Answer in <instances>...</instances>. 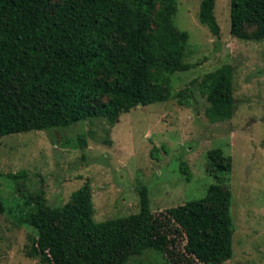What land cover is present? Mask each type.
<instances>
[{"label":"trees","instance_id":"16d2710c","mask_svg":"<svg viewBox=\"0 0 264 264\" xmlns=\"http://www.w3.org/2000/svg\"><path fill=\"white\" fill-rule=\"evenodd\" d=\"M215 8L216 0H201L199 22L219 36ZM176 10V0H0V139L88 119L114 126L140 105L166 102L169 77L193 68L184 62L190 35L176 26ZM230 10L231 35L264 39V0H230ZM234 91L230 70L222 71L208 90L210 120L232 118ZM180 101L188 105L186 93ZM232 169V156L212 149L206 170L217 183L205 197L156 215L140 182V211L100 222L89 181L52 207L43 187L27 188V170L0 173V212L4 182L29 208L24 221L36 236L26 254L38 264H128L149 249L174 264H225L234 257L235 226L232 192L221 183ZM179 170L190 182L188 163Z\"/></svg>","mask_w":264,"mask_h":264},{"label":"rangeland","instance_id":"374dc122","mask_svg":"<svg viewBox=\"0 0 264 264\" xmlns=\"http://www.w3.org/2000/svg\"><path fill=\"white\" fill-rule=\"evenodd\" d=\"M176 1L174 22L190 35L184 62L193 68L169 77L166 102L138 106L114 126L105 119H88L66 129L1 138L0 173L27 170V188L43 187L52 207L66 204L89 181L94 219L100 222L138 213L135 189L140 182L150 190L156 215L205 197L217 183L207 173V153L222 148L233 158L232 172L221 184L232 192L235 226L234 257L225 264H264V39L231 35L230 0H216L219 36L200 24L201 0ZM227 69L235 111L231 119L216 122L207 114L208 90ZM182 92L187 106L180 101ZM154 147L160 149L159 159L152 157ZM181 161L188 163L190 182L180 173ZM1 186L0 264H38L39 259L26 254L36 233L24 221L29 211L25 199L4 182ZM181 249L180 244L176 252ZM128 264L174 263L149 249L130 257Z\"/></svg>","mask_w":264,"mask_h":264},{"label":"water","instance_id":"95a60500","mask_svg":"<svg viewBox=\"0 0 264 264\" xmlns=\"http://www.w3.org/2000/svg\"><path fill=\"white\" fill-rule=\"evenodd\" d=\"M140 106H142V105H140Z\"/></svg>","mask_w":264,"mask_h":264}]
</instances>
